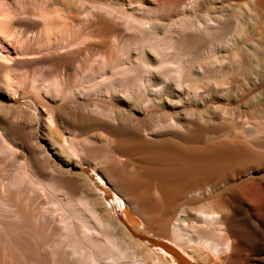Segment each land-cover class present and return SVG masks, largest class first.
Listing matches in <instances>:
<instances>
[{
    "label": "bare ground",
    "instance_id": "6f19581e",
    "mask_svg": "<svg viewBox=\"0 0 264 264\" xmlns=\"http://www.w3.org/2000/svg\"><path fill=\"white\" fill-rule=\"evenodd\" d=\"M88 166L194 262L264 264V0H0V264H191Z\"/></svg>",
    "mask_w": 264,
    "mask_h": 264
},
{
    "label": "rangeland",
    "instance_id": "374dc122",
    "mask_svg": "<svg viewBox=\"0 0 264 264\" xmlns=\"http://www.w3.org/2000/svg\"><path fill=\"white\" fill-rule=\"evenodd\" d=\"M24 102H26L25 101V99H22V98H18L15 102H11V101H6L5 103L6 104H8V105H12V106H19L20 104L19 103H24ZM207 105H209L208 107H210V111H213L212 109H211V106H214V105H224V101H216V102H213V101H210V102H208V104ZM187 108L186 109H190V108H192V107H190V106H186ZM37 108H39L38 106H37ZM197 109H199V108H197ZM161 113L162 111L160 110V109H156V110H153L151 113H150V115L151 114H154V113ZM214 113H216L215 112V110H214ZM143 115H145V116H143ZM141 116V117H140ZM139 116V118L142 120V122H145L146 121V119H147V115L146 114H142V115H140ZM41 123H38L37 125H36V123H35V128L38 130V132H41ZM92 151L94 152V150L92 149ZM136 159H137V161H139L138 162V164H140V165H143V163H141L142 161H141V159H142V156H141V154L139 153V152H137L136 154H135V156H134ZM143 169V168H142ZM83 170V171H82ZM141 170V169H140ZM76 171L77 172H80V173H83V174H85V175H87V176H89V179H91V181L92 182H95L97 185H98V187H97V192L98 193H101V195L103 196V197H105V198H103V201L105 202V203H107V205L109 206H111L112 208H113V211H114V213L116 214L117 213V215L120 217V221H121V223H123L124 225H126V227H128V229L131 231L130 233L132 234V237H133V239L135 240V241H137V242H146V241H148V243H149V245H150V247H153V248H156L158 251H161L160 249H162L163 247L161 246V245H159V244H156L155 242H157L158 240L159 241H162V242H164V243H168V245H170V246H172L174 249H176L178 252H179V254L183 257V258H185L186 260H188V261H190V263L191 264H200V263H198V262H194L193 260H191L189 257H187V255L183 252V251H181V249L179 248V247H177V246H175L173 243H170V242H168V241H166L165 239H163V237H158V236H154L153 234H151V233H149V232H147L146 230H144V227H143V224H144V219H146L147 221H149V226L150 227H152L153 229H155L156 231H158L159 233H162L161 235H167V231H168V224H169V222L173 219V217H174V214H167V215H165V216H167V217H165L163 220H162V225L161 226H158V227H156L155 225H156V223L152 220V216H153V214H154V208H153V205H151L149 208H150V210L148 211V212H146L143 208H142V206L140 207V205H139V201H140V199H139V197H142V196H145V195H143L144 193H143V191H142V187H140L139 189H138V192H137V194H134V196L132 197V196H129V198L128 199H126L125 197H122V199L124 200V207H125V210H126V212H128L129 213V216L132 218V220H133V222H132V224H129L128 222H126L125 220H124V218H123V214H122V209H121V206L119 207L118 206V204H117V200H120V202H122V199L120 198V196H119V194L117 193L116 194V190L115 189H113L110 185H109V183L107 182V180L106 179H104V178H101V173L99 172V171H95L92 167H90V166H88V167H84L83 169H76ZM97 172H99V173H97ZM101 179H100V178ZM128 177H131L132 178V180H134V181H137V182H141V178H140V176H139V174H131L130 176L128 175ZM135 197V198H134ZM120 198V199H119ZM133 201H132V200ZM213 199H215V197L214 198H210V200H213ZM126 200H128V201H126ZM139 200V201H138ZM183 200V199H182ZM181 200V201H182ZM209 200V199H208ZM131 201H132V203H131ZM186 202H190V204H192V203H195V204H197V203H201L202 202V200H200V201H198L197 200V203L194 201V202H192V201H189V200H186ZM136 203V204H135ZM117 205V206H116ZM136 205V206H135ZM139 206V207H138ZM137 207V208H136ZM240 230V232L241 233H244V232H246V231H248V229L247 228H245V227H242L241 229H239ZM139 236V237H138ZM141 237V238H140ZM149 240H151V242L149 241ZM169 252H167V250H165V255L169 258V261H170V263L171 264H175L174 263V260L172 259V258H170L169 257ZM177 259V258H176ZM177 261H178V263H180V261L177 259ZM181 264V263H180Z\"/></svg>",
    "mask_w": 264,
    "mask_h": 264
}]
</instances>
